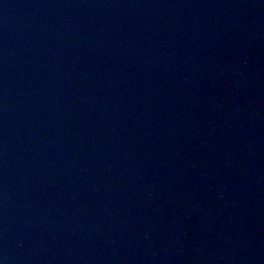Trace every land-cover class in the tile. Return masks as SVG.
<instances>
[{
	"label": "water",
	"instance_id": "water-1",
	"mask_svg": "<svg viewBox=\"0 0 264 264\" xmlns=\"http://www.w3.org/2000/svg\"><path fill=\"white\" fill-rule=\"evenodd\" d=\"M0 264H264V0H0Z\"/></svg>",
	"mask_w": 264,
	"mask_h": 264
}]
</instances>
